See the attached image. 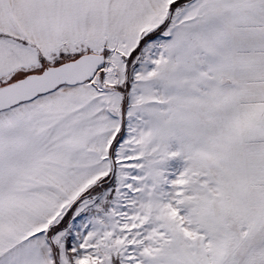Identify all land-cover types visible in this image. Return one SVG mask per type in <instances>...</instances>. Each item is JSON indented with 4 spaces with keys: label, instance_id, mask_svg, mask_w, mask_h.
Returning a JSON list of instances; mask_svg holds the SVG:
<instances>
[{
    "label": "snow or ice",
    "instance_id": "obj_1",
    "mask_svg": "<svg viewBox=\"0 0 264 264\" xmlns=\"http://www.w3.org/2000/svg\"><path fill=\"white\" fill-rule=\"evenodd\" d=\"M0 264H264V0H0Z\"/></svg>",
    "mask_w": 264,
    "mask_h": 264
}]
</instances>
